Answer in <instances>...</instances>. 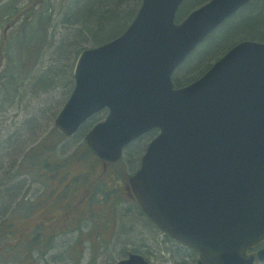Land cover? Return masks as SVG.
<instances>
[{"label":"water","instance_id":"obj_1","mask_svg":"<svg viewBox=\"0 0 264 264\" xmlns=\"http://www.w3.org/2000/svg\"><path fill=\"white\" fill-rule=\"evenodd\" d=\"M184 0H143L120 36L79 54L55 124L86 134L102 159L159 128L129 177L146 216L195 250L197 264L264 261V41L243 40L194 82L172 75L209 32L250 0H209L182 22ZM257 250V252H253ZM118 264H150L133 252Z\"/></svg>","mask_w":264,"mask_h":264},{"label":"rangeland","instance_id":"obj_2","mask_svg":"<svg viewBox=\"0 0 264 264\" xmlns=\"http://www.w3.org/2000/svg\"><path fill=\"white\" fill-rule=\"evenodd\" d=\"M137 1L129 0L128 4L138 7ZM9 2L10 0H0V4ZM77 5H79L77 0H16L17 10L14 13V20L5 21L0 30V43L6 35L11 38L2 69L7 75L14 65V76L18 79V89L13 97L7 96L6 91L9 88L4 83L6 77L0 85V105H4L0 110V196L3 205L6 206L0 208V215L7 214V208H11L12 203L21 201L22 197L28 202L41 195V213L37 211L31 215L29 217L31 223L40 217L48 218L49 214L63 212L67 201L70 200L69 204L71 203V198L76 203L72 210L76 213L75 217L72 212H68L71 215L66 214L68 216L66 220L61 223L59 221V225L51 231L54 235L42 249L35 251L31 256L36 264H118V261L128 256L130 252L143 254L151 264H196L197 258L194 260L191 256L190 248L166 235L147 216L139 213L141 208L128 193V185L126 187V179L140 165L139 158L147 147V139L149 137L152 139L157 134V130L154 131L155 135L152 138L151 135L145 137L140 145V151L136 150L140 147H136L135 144L125 146L120 159L124 161L122 174L125 175L117 180L118 182L114 181V185L118 188L109 195L110 199L107 201L102 200L101 195L96 196L98 201L89 198L91 192L94 193L100 188L102 181L98 172L90 173L88 184L74 186L71 198L66 197L64 200L59 197L62 202L51 201L44 195L51 185L50 182L36 180V176L29 172L17 174L18 168L25 160V154L32 145L48 135L55 126L58 113L74 89V67L79 55L76 50L83 45L92 46L91 43L94 41L93 37H85L82 39L84 43L76 47L74 45L77 41L73 40V34L81 27L80 23L72 19ZM25 21L31 23L30 26L35 25V29L26 28L18 36ZM36 25L43 26L44 30L40 33L47 35L44 44L39 35L37 40L34 39ZM225 30L220 44H223V47L228 46L224 44L228 38L234 37L233 33ZM15 38L12 47L11 42ZM29 39L40 41L39 44L43 46L40 50L39 45L36 48H33L32 44L28 46ZM63 48H67L65 53L62 51ZM223 54L224 52L215 57L210 65ZM21 60L25 61L21 63ZM54 70H61L64 80L56 83L58 79L52 74ZM3 101L5 103H2ZM106 115L107 111L102 110L90 118L74 135H68L64 143L59 144V153L62 156L69 155L84 141L87 143L86 134L93 124L105 119ZM93 121L94 123L90 125ZM111 166L109 169L112 168ZM61 183L57 181L60 188H63ZM71 188L72 185L69 190ZM109 188L110 186L106 191ZM70 209L71 206H68L66 211ZM59 215L61 218L62 215ZM103 231H107V235ZM41 235L48 237L46 231ZM0 264H19V262L6 256Z\"/></svg>","mask_w":264,"mask_h":264},{"label":"trees","instance_id":"obj_3","mask_svg":"<svg viewBox=\"0 0 264 264\" xmlns=\"http://www.w3.org/2000/svg\"><path fill=\"white\" fill-rule=\"evenodd\" d=\"M207 1L208 0H184L178 10L177 20L181 21L192 10ZM77 2H79V5L76 6L72 19L75 20V22L80 23L81 27L73 34V40L75 39V41H77L74 44L75 47L80 45V43H84L85 41L82 39L85 37H93L94 41L91 44L92 46H95L120 35L127 29L128 25L135 17L142 0L137 1L138 7L135 5L133 6V4L130 6L128 4L129 0H77ZM133 7L137 8L133 10ZM16 10V0H10L7 4H0V30L5 21L14 20V13ZM30 24L31 23L25 21L21 26V31L18 36L23 33L26 28L34 30L35 25L30 26ZM36 26L37 29L34 39L37 40L39 35V38L42 39L44 44L47 35L44 33L42 35L40 33L44 28L40 25ZM225 29L233 33L234 37L228 38L227 40H231L228 42H226V40L224 43L228 46L223 47V44H220L222 35L226 31ZM16 38L11 42L12 47ZM244 38L264 40V0H251L241 10L228 18L220 27L208 34L202 43L175 71L173 78L176 86L186 85L195 80L210 66V62L215 57L223 52L225 53L236 42H239ZM34 39H29L30 43L28 46L32 44L34 45L33 48H36L39 45L38 49L40 50L43 44L41 46V44H39L40 41L37 42ZM10 41L11 38L6 35L1 39L0 43V85L6 77L4 83L5 86L9 88L6 87L8 89V91H6L8 92L7 96L13 97L18 89V79L14 76V65L11 66L7 75L2 69L3 61L8 54ZM23 47H25V45ZM85 48H87L85 45L79 47L76 50L77 55ZM66 50L67 48H63L62 51L65 53ZM24 61L21 60V63ZM20 67L21 66L19 65V68ZM52 74L58 79L56 83L64 80L61 70H54ZM2 103L5 102L3 101ZM3 107L4 105H0V110L3 109ZM93 123L94 121L90 125ZM154 131L145 134L132 142V144L137 145L136 147H140L146 136L151 135L152 138L155 135ZM48 133L49 134L44 136L43 139H39L34 143L31 149L25 154V160L22 161V165L18 168L17 174L29 172L32 173L33 176H36V180H45L46 183L50 182L51 185L46 189L44 195H46V198L51 201L61 200L62 202L61 198H64V200L66 197H68V199L71 198V192H74V190H72L74 189V186L88 184L90 173L98 172L101 174L100 178L102 181L100 188H97L94 193L91 192L89 198L91 197L90 199H92V201H98L96 196L101 195L102 200H109V195L113 194L116 188H118V186L114 185V181L120 180V178L125 175L124 173L122 174V165L124 161L119 160L116 163H110L100 159L85 141L69 155L62 156L59 153L58 148L59 144L61 145L64 143L67 135L62 133L56 126H54ZM150 140L149 137L147 142ZM136 150L140 151L141 147ZM139 159L141 160V157ZM79 166L81 167L78 168ZM109 166L112 168L110 167L111 169H109ZM57 181L62 182L61 185L63 188H60ZM70 185H72V188L69 190ZM127 185H129L128 179H126V187ZM108 186H110L111 189L109 188V190L106 191ZM13 189L15 190V188ZM127 190L131 195L128 187ZM40 196L28 200V202L22 197L21 201L16 202L15 204L12 203V207L7 208V214L3 213L0 215V261L5 259L6 256H10L18 261L19 264H36L31 256L34 255L35 251H39L44 247L49 238L54 235V233L51 234L52 229L59 225V221L60 223L65 221L66 214L72 212L76 206V203L71 198V203L69 204L70 200H68L64 206L63 212L61 211L59 213L62 215L61 218L59 214H49L48 218L40 217V219L31 223V218L29 217L37 211H40L39 214L41 213L42 206L40 207V205L42 201H40ZM1 197L2 196H0V208L3 209L6 206L3 205ZM68 206H71L70 211H66ZM139 213L146 216L141 209ZM71 214H74L73 217L76 215L74 211ZM71 214H69V216ZM147 221L151 224L149 219H147ZM44 231L47 232L48 237H42L41 234ZM103 232L107 235V231ZM17 253L18 255H15ZM191 256L196 260L197 253L192 250Z\"/></svg>","mask_w":264,"mask_h":264},{"label":"bare ground","instance_id":"obj_4","mask_svg":"<svg viewBox=\"0 0 264 264\" xmlns=\"http://www.w3.org/2000/svg\"><path fill=\"white\" fill-rule=\"evenodd\" d=\"M182 3H183V2H182ZM209 33H210V32H209ZM207 35H208V34H207ZM207 35H206V36H207ZM206 36H205V37H206Z\"/></svg>","mask_w":264,"mask_h":264},{"label":"flooded vegetation","instance_id":"obj_5","mask_svg":"<svg viewBox=\"0 0 264 264\" xmlns=\"http://www.w3.org/2000/svg\"><path fill=\"white\" fill-rule=\"evenodd\" d=\"M129 188V187H128Z\"/></svg>","mask_w":264,"mask_h":264}]
</instances>
